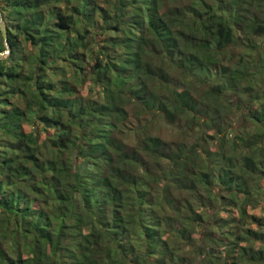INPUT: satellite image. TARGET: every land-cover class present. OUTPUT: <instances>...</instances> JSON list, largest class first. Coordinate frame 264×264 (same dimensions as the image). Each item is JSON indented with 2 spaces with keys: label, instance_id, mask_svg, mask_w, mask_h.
Listing matches in <instances>:
<instances>
[{
  "label": "trees",
  "instance_id": "trees-1",
  "mask_svg": "<svg viewBox=\"0 0 264 264\" xmlns=\"http://www.w3.org/2000/svg\"><path fill=\"white\" fill-rule=\"evenodd\" d=\"M235 1L225 20L224 0H0V264L264 262V18ZM206 184L241 212L226 254L191 243Z\"/></svg>",
  "mask_w": 264,
  "mask_h": 264
},
{
  "label": "rangeland",
  "instance_id": "rangeland-1",
  "mask_svg": "<svg viewBox=\"0 0 264 264\" xmlns=\"http://www.w3.org/2000/svg\"><path fill=\"white\" fill-rule=\"evenodd\" d=\"M187 1V0H186ZM212 0H209V3ZM227 1L225 5L222 4V6L219 9V13L220 15H222V17L225 18V20H230L231 16L233 15V9L230 6V3H232L233 1L236 2L235 0H224ZM182 4H184V2H181ZM247 6L250 8V10L255 11L256 12V16L257 17H263L264 18V0H254V2L252 0H246ZM252 31V30H251ZM240 32V36H238L240 39L238 40L239 42L236 44V46H233L231 49L233 51H235V61H238V59L241 60V57H239L242 54H246L249 51L248 46L246 45V41L247 38L245 40H241L243 37H246L249 33L250 35H252L251 32L249 33H245V31H239ZM258 39V38H257ZM241 41H243V44L241 45ZM258 41H262L261 39H258ZM258 42V43H260ZM185 49L181 48L178 51L172 53V57L173 59H176L178 62H183V58L185 56ZM215 69V68H214ZM172 73V83H174L175 85H179V84H183L184 80H183V74L181 72V70L179 71L176 68H173L170 70ZM90 83H88L87 88L89 87ZM86 88V90H87ZM86 92V91H85ZM238 95H234L230 98V102H233L234 99L237 97ZM239 115L236 114L235 116H233V122H234V128L237 130V132H241V130L243 131H250V132H254V130L257 127H254V125H252V121H249L247 123V126L245 129H243V127H241V123L239 122L240 118L238 117ZM146 119L149 120L150 116H144ZM137 118L132 117L130 120L132 121V125L133 127H136L138 124V121H136ZM181 125V124H179ZM31 127H28V129H30ZM178 126H169L167 125V123L164 122V120L162 119H158L157 123H153L152 124V129L153 132L155 134H160L162 138L164 139H174L177 136V131H178ZM32 129V128H31ZM131 132V131H130ZM130 141H134L135 140V130L132 131L131 136L129 137ZM239 153V152H237ZM226 184H228L226 182ZM226 184H222L223 188L226 187ZM257 183L255 182H251L250 185L251 186H255ZM261 184L264 187V179L262 180ZM207 185V184H206ZM209 185L204 187V190L206 192H210L212 194H214V191L218 192V195L214 196L213 199L210 201V203L207 205V207L205 208H201L198 210L197 212V216H198V220L200 222V225H198L197 230L194 233V239L191 241V243H196L197 245H200V243H202V245L205 243L207 245H209L208 247L211 250V254L216 253V254H226V251L229 250L228 247H232L235 243L232 241L233 240V235L237 234L240 232L241 230V224H243V222L239 221V217H240V209L237 207L238 205H235L234 203L231 202V207L229 206H225L223 205V202L221 201L222 197H219V195H225L226 194V189H222L219 186H214L213 187H209ZM256 191V190H255ZM264 192V191H263ZM256 198V197H255ZM254 198V200L256 201V199ZM227 207V208H226ZM248 212L249 214H254L258 217H260L263 221H264V202H258L257 205L255 206H248ZM219 215L220 216H224L227 218H234L236 217V220L234 223L229 222L225 227L227 226H232V228H222L223 230H226V239L224 238V236L222 237V232L219 231L218 228H215L212 224L214 222L215 217H217ZM211 222V224H210ZM245 223H248L249 225L255 226L254 228H258L256 225H254V223L249 219V217L247 216V218H245ZM240 225V227H239ZM213 231V233L216 235V237L219 240H222V242H216V241H211V240H207L206 242H203L202 239L205 236L207 231ZM225 239V240H224ZM251 243L253 248L257 249L260 248L262 246V241L259 240H253V242H248V241H243L241 244H249ZM195 244V245H196ZM240 247L239 245H236L235 249H236V253L238 255V249ZM190 254L192 253V249L190 246L186 247ZM194 255V254H193ZM224 262V258L222 257L221 261L217 262L216 264H222ZM228 262H230V260H228ZM233 261H231L232 264ZM243 264H253L252 261L251 262H246L245 259H243ZM260 262V264H264L263 261H258ZM242 264V263H241Z\"/></svg>",
  "mask_w": 264,
  "mask_h": 264
},
{
  "label": "water",
  "instance_id": "water-1",
  "mask_svg": "<svg viewBox=\"0 0 264 264\" xmlns=\"http://www.w3.org/2000/svg\"><path fill=\"white\" fill-rule=\"evenodd\" d=\"M0 30L2 32L3 38H4V42L6 45V49L0 51V60L1 59H5L7 57V55H9L11 48L10 45L8 43V35H7V28H6V22L4 21L2 14L0 12Z\"/></svg>",
  "mask_w": 264,
  "mask_h": 264
}]
</instances>
